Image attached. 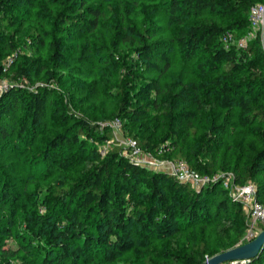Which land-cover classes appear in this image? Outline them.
Returning <instances> with one entry per match:
<instances>
[{
	"label": "trees",
	"instance_id": "trees-1",
	"mask_svg": "<svg viewBox=\"0 0 264 264\" xmlns=\"http://www.w3.org/2000/svg\"><path fill=\"white\" fill-rule=\"evenodd\" d=\"M117 1L0 0V45L1 39L8 37L0 52H16L12 30L22 26L23 9L37 10L40 24L51 22L57 33L53 37L31 28V44L26 47L33 56L18 54L11 73L6 75L4 66L0 68V79L6 77L9 82L48 83L36 90L14 85L0 95V143L12 136L13 123L17 127L15 141L20 146L33 142L48 108H54L55 114L62 113L65 122H72L70 130L51 139L41 153L31 158L36 167L46 163L49 170L64 174L45 191L16 189L19 180L29 182L30 172L25 173L17 161L8 159L0 144V165L4 159L13 162L10 167L0 166V233L11 237L19 215L29 208L23 217L26 234L21 240L23 247L44 248L37 251V264H138L134 259L140 264H164L157 260L154 250L158 242L172 240L176 234L199 226L216 227L236 219L237 226L231 228L233 246L211 248L200 241L192 245L190 256H180L183 264H205L207 255H220L245 239L249 217L243 204L234 202L221 183L197 191L166 171L138 166L123 155L125 148L118 141L102 157L97 146L115 139L113 129L72 114L65 102L52 101L56 92L50 86L56 84V71L65 72L72 66L66 39L84 42L89 36L95 41L97 60L106 64L104 73L116 77V89L122 97L110 122L120 120L123 129H128L127 137L136 140L147 153L164 161H185L201 176L212 177L218 173L214 147L230 129L239 126L260 136L262 149L254 151L250 164L243 168V179L257 184L256 199L264 206V185L257 180L264 171L262 34L258 32L245 47L228 41L248 32L252 7L261 0H166L169 19L179 26L168 43L151 42V29L139 30L130 21L124 26ZM205 14L225 16L229 21L193 23ZM106 32L114 36L109 40ZM47 39L51 55L45 63L37 53ZM120 44L126 45L127 55H118ZM175 54L189 67L193 78L161 84L162 77L174 67ZM93 57L83 53L74 61L91 70L93 63H100ZM153 74L157 76L153 80H143ZM136 81L139 86L131 92L128 88ZM210 106L215 118L198 137L201 122L195 108ZM140 121L162 124V140H140L130 130ZM187 140L195 143L186 150ZM75 156L78 159L74 161ZM86 162L88 167L82 177L74 179L69 173L77 170L73 169L75 163ZM237 181L246 184L238 177ZM24 199L27 205H22ZM166 255L171 260L176 258L167 252ZM15 257L17 252L7 250L0 242V264H13ZM246 264H264V249Z\"/></svg>",
	"mask_w": 264,
	"mask_h": 264
},
{
	"label": "rangeland",
	"instance_id": "rangeland-1",
	"mask_svg": "<svg viewBox=\"0 0 264 264\" xmlns=\"http://www.w3.org/2000/svg\"><path fill=\"white\" fill-rule=\"evenodd\" d=\"M44 2H46V0H40V3ZM164 2H166V0H118L116 6L118 8V12H121L125 18V23H123L124 26L127 25L128 21H130L131 24L137 27L139 30L151 29V42L154 41L168 43L178 31L179 26H177L175 22L170 21L169 13L167 8L164 6ZM256 5L263 6L264 0H261V2H258ZM20 15L21 17L23 16L21 20L22 26L12 30L15 31L14 43L15 47H17L16 52H13L14 54H9V52L5 51L0 52V68L4 66V75L8 74L9 72L11 73L10 69L18 57V54L20 56L25 55L28 58L33 56V52L30 50V47H26V45L29 46V44H31L30 40L32 38L31 32L29 31L31 28H39L38 30H42V33L46 32L52 34L53 37L57 34L51 22H45L44 26L40 24L42 22L40 21L37 10L27 11V9H23ZM228 21L229 19L225 18V16L214 17L210 14H205L202 17L195 18L193 23L199 24V22H216L219 24H224ZM258 30L261 32L263 37L264 26H261V28ZM258 30H255L250 25V28L245 35L242 37L240 36L239 38L232 37L231 39L239 47L242 45H248V43L256 38V31ZM105 34L109 40L114 36V33L112 32H106ZM43 37L45 39V35H43ZM48 41V39L44 40V46H39L37 53V58L42 59V61L45 63L50 59L51 55ZM1 42L3 44L0 45V48L3 50L8 42V37L2 38ZM94 44L95 41L92 38H89V36H87L86 41L84 42H77L67 38L65 46L67 47L68 57L73 61L72 66L68 71L65 72L56 71L54 73V77L57 80L56 84H52L53 86L51 85L50 88L52 87V89L56 92V95L53 96L52 101L58 100L60 104L65 102L67 109L71 110L72 114L83 115L84 117H88L94 124L101 125L110 122L112 119L110 117L121 103L122 97H119L116 89V85L118 84L116 77L112 78L110 73L107 71L106 73L108 74H105V62L102 60H97L98 52L95 51ZM119 50L120 51L118 55H127L128 51L125 44H120ZM83 53L89 58L94 56L93 60L100 63H93V68L91 70H88V68L85 67L83 68L81 64H76L77 62L74 61L75 58L79 57ZM104 54L106 55V53ZM179 57L180 56L178 54L174 55V67L170 68L169 72L166 73L164 77H162L161 84L173 82L179 78H182L184 81H188L193 78L192 72H189V67H187ZM155 76L156 74H153V76H145L143 80L150 81L157 77ZM138 84L139 81H136V83H133V85L129 87L128 90L131 89V92H135L139 86ZM8 85H16L24 90H36L37 88L41 89L45 86H48V83L43 80L37 82L36 84H32L28 80H25L24 82H9L6 77L0 79V90L2 87ZM261 102L264 103V101ZM195 111L197 112L199 122H201L198 125V137H201L203 136L205 129L215 118V111L211 108V106L202 110L195 108ZM61 114L62 113L55 114L54 108H48V111L42 120V128L40 129L39 134L36 136L33 142L31 141L26 143L24 146H20L19 143L15 141V137L17 136V131H15V129H17L15 126L16 124L13 123L14 125L10 126V129L12 130V136L7 142L0 143L3 145V151L6 153L5 156L8 159L11 157L13 160L17 161L18 168L25 170V173L29 170V175H31V177H29L31 178L29 179V182H21L19 180L20 183L16 184V189L25 190L27 192H34V190L41 189L42 191H45L49 186H52L55 181L59 179V177L64 176L60 170H49V168L46 166V163L43 164V166L36 167V164L31 160L34 154L42 152L44 147L49 144L51 139L58 136V134L66 133L68 130H70V128H72V122H70V120L65 122L61 117ZM148 123L140 121L134 124L130 130H132V132H136L137 135H139L140 140L151 138L154 139L153 141H155V139H157V141H161L162 139L160 138L165 132L162 124L157 122H154V124H152V122ZM126 130L122 129L120 135L115 134L114 143H111L110 145L100 144L97 146L102 157L106 156V153L112 149L117 141L116 139L122 140L129 138L127 137L129 136L128 131ZM185 135L186 134H184V136ZM194 143L195 142L192 140H187L185 143V149H190ZM262 146V139L260 136L255 135L252 130L234 126V128L230 129L227 135L221 139L219 145L214 147L213 159H215V169L218 172L216 175L226 177L229 176L235 185L255 184L254 181H244L243 168L250 164L252 157L255 154L254 151L261 150ZM103 152L105 155L102 154ZM8 159H4L0 166L10 167L9 165H11L13 162L11 160L8 162ZM73 159L75 161L78 158L75 156ZM202 160L205 161L204 158ZM171 161L174 162L178 160ZM82 164L83 163L79 165L75 163L73 169L75 170V168H77V170L69 173L74 179L82 177L83 173L85 172L84 168L88 167L87 162L83 165ZM15 177L18 178L17 176ZM237 177L239 181L246 184H240L237 181ZM257 180L264 185V171ZM255 186L257 187V184H255ZM23 201L24 202L22 205H27V201L25 199ZM27 209L29 210V208ZM27 209L23 210L19 215L17 223L18 225L13 227L11 237H4L0 233L1 244H5L7 250H14L17 252L18 257H15L13 264H22L25 261H29L30 264H37V251L44 250V248L41 247H36L34 249L29 248L28 246L26 247V245L23 247L21 239L22 236L26 234V226L23 222V217L28 212ZM246 213L248 212L246 211ZM235 226H237L236 219H228V224L226 225L224 224L216 227L199 226L194 230H190L189 232H181L176 234L174 239L161 241L156 244L154 250L158 253L156 256L157 260H160L164 264H183L182 260H180V256H190L192 252V245L200 241L207 243L211 248L222 247V245L228 244L230 245L235 240L234 233L231 231V228ZM247 231L248 229L246 230V233ZM239 245L243 244L240 243L227 251L234 250ZM166 252L169 253L170 257L175 255L176 258L173 260L168 259L169 257L166 255ZM213 257L215 256L207 255L205 260H210ZM134 260L138 264L141 263L138 262L137 259Z\"/></svg>",
	"mask_w": 264,
	"mask_h": 264
},
{
	"label": "built area",
	"instance_id": "built-area-1",
	"mask_svg": "<svg viewBox=\"0 0 264 264\" xmlns=\"http://www.w3.org/2000/svg\"><path fill=\"white\" fill-rule=\"evenodd\" d=\"M252 11L250 14L249 22L251 27L255 30L261 28L264 25V5H256L252 7ZM257 33L259 32L256 31ZM256 33V34H257ZM228 41H232L231 37L228 38ZM247 45H242L245 47ZM14 85L2 87L0 90V95L7 92ZM122 122L120 120H116L114 122H107L106 124H102V128L106 126H110L114 133L117 135L121 134L123 129ZM121 146H124L125 150L123 155L126 156L130 161L141 165L142 167L149 169H157L161 171H166L171 176L173 175L180 183L182 184H190L197 191H201L207 185L213 184H222L224 188L230 192V196L234 202H238L243 204L244 209L248 212L249 217V227L247 231V236L243 240L241 244H245L254 241V239L259 235V232L256 231V228H261L264 226V206L256 199L257 198V187L255 184H247V185H239L234 184L231 181V178L228 176H201L198 172L193 170L188 163L182 160L168 162L161 161L157 156L151 155L144 151L139 145L138 142L134 139H116ZM115 140L108 141L107 144L114 143ZM103 155L104 152L102 153ZM209 259H207L208 261ZM248 261H239V262H230L224 264H246Z\"/></svg>",
	"mask_w": 264,
	"mask_h": 264
},
{
	"label": "water",
	"instance_id": "water-1",
	"mask_svg": "<svg viewBox=\"0 0 264 264\" xmlns=\"http://www.w3.org/2000/svg\"><path fill=\"white\" fill-rule=\"evenodd\" d=\"M262 39L264 44V31ZM256 231L259 232V235L254 239V241L239 245L234 250L223 252L221 255L215 256L206 261L205 264H224L230 262L249 261L254 258L264 249V228L258 227L256 228Z\"/></svg>",
	"mask_w": 264,
	"mask_h": 264
}]
</instances>
